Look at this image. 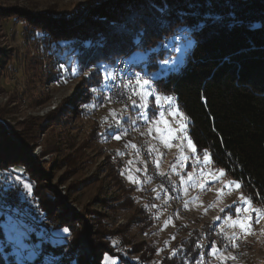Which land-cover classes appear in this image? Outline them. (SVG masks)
I'll return each instance as SVG.
<instances>
[{
	"label": "rangeland",
	"instance_id": "374dc122",
	"mask_svg": "<svg viewBox=\"0 0 264 264\" xmlns=\"http://www.w3.org/2000/svg\"><path fill=\"white\" fill-rule=\"evenodd\" d=\"M89 1L96 0H0V10L21 8L36 14L51 11L60 16L72 13ZM176 35L177 32L161 43L160 49L167 51L165 57L175 58L177 55L163 47ZM0 52L3 59L0 62V143L4 130L24 152L25 159L30 163L27 167L42 175V179H32L25 164L1 171L23 169V173L29 177L31 188L35 184L38 188L44 186L45 193L60 202L64 213L83 219L71 224L73 237L64 236L63 230H55L70 241L65 245L71 255L61 257L53 264H72L73 260L76 264H94L90 239L79 234L75 237L82 229L103 230L104 234H109L103 241L108 242L111 255L118 259L119 264H159L164 256L172 254L175 243L188 231L195 230L200 243V231L207 234L210 221L216 223L217 229L228 240L251 249L249 256L239 264H264V208L251 202V207L258 209L259 213L241 211L237 217L235 209L246 207L241 197L249 199L241 188L235 187L237 181L225 174L219 177L221 169L212 167L210 157V163H205L203 156L192 152L188 146V121L187 132L182 133L183 138L186 135L187 139L184 138V143L179 141L173 144L176 138H168L165 124L159 122L160 114L163 113L167 126L175 131L176 137V128H179V122L185 116L174 117L162 109L165 96L155 89L153 80L150 83L154 94L147 98L146 108L143 109L149 122L145 124L144 116H136L135 124L130 127L127 120L121 121L120 115L124 112L121 105H101L100 96L95 94L92 87H85L76 75L70 81L62 77L56 79L61 72L49 63L50 49L43 46L26 21L0 15ZM162 63L159 62L157 72L162 71ZM3 66L6 67L4 70ZM145 67V64L136 65V71L143 75ZM90 73L87 70L84 76L88 77ZM156 95L162 98L160 104L155 101ZM86 96L90 99L88 104L77 107V101ZM149 109L152 110L150 113ZM35 119L37 122H34V126L31 123ZM111 127L116 133L111 134ZM30 129H33L34 138H31ZM16 134L17 137L14 136ZM116 134L121 136L119 140L115 139ZM21 138L28 141L22 143ZM139 142L149 155L157 175L170 177L179 201L187 205L186 208L181 203L192 218L186 217L183 221L188 220L183 224L153 207L144 191L148 173ZM189 152L197 158L200 165L198 171ZM189 173L192 180L188 179ZM213 174L219 179H214ZM129 176L133 180H129ZM201 184L204 186L201 187ZM18 188L15 193L17 197ZM0 196L5 204L14 207L12 203H7L8 197L3 192ZM30 197L38 202L32 192ZM97 215L103 218L98 220ZM229 216L232 220H228ZM245 217H249L246 220L247 231L233 223ZM31 235L26 242L34 241L32 244H36V235ZM103 241L100 243L103 244ZM137 249L141 251L132 254ZM200 250L201 247L199 255ZM209 252L206 261L200 260L199 264H220L218 259L221 255L217 252L218 255L211 256ZM44 256L36 260L40 259L43 264ZM221 258V263L226 264Z\"/></svg>",
	"mask_w": 264,
	"mask_h": 264
},
{
	"label": "trees",
	"instance_id": "16d2710c",
	"mask_svg": "<svg viewBox=\"0 0 264 264\" xmlns=\"http://www.w3.org/2000/svg\"><path fill=\"white\" fill-rule=\"evenodd\" d=\"M165 7L167 12L163 18L169 21L170 27L162 28L157 23L160 17L157 8ZM181 11L198 12L201 16L210 12L224 19L195 34L197 45L186 58V66L179 74L169 73L152 83L164 96L176 98L180 113L187 117L188 137L196 148L195 153L203 156L207 151L212 167L223 169L226 177L240 184L252 204L264 208V0H96L60 16L51 11L36 14L21 8L0 10V15L24 20L37 33L43 46L50 49L49 63L61 72L56 79L72 80L75 76L71 74V69L79 65L76 77L85 87H92L101 99L102 89L108 81L104 79L98 62L110 64L113 69L117 57L126 59L136 50L145 52L161 45L176 33V28L182 26L177 23V13ZM229 14H234V21L229 19ZM133 16L136 22L128 23L123 32H117L112 27L114 22L116 25L125 24ZM199 18L188 16L184 19L192 25ZM229 24L233 26L229 27ZM141 29L145 33L142 42L134 45L133 39ZM101 36L105 38L104 47L99 48L96 45ZM88 41L93 42L91 48L84 47ZM165 55V49L151 53L145 67L148 74L160 69L159 62L164 61ZM1 57L0 52V62L3 61ZM134 68L137 70L136 66ZM87 70L91 73L85 77ZM89 101V96H86L79 99L76 106ZM35 121L37 119L31 123L34 126ZM112 129L111 134L116 133ZM30 130L31 138H34L33 129ZM2 136L0 170H9L21 164L28 168L30 163L21 148L10 140L4 130ZM14 136L17 137V134ZM19 140L25 143L26 139ZM28 171L32 179H42V175L34 169L28 168ZM43 187L38 188L35 184L31 192L51 222L53 231L67 228L68 233L64 236L73 237L71 224L83 219L64 213L60 202L45 193L46 188ZM97 216L98 220L103 218ZM78 234L90 239L94 264H101L105 254L111 255L108 242L103 241L109 234H104L103 230L82 229L75 237ZM3 239V231L0 230V240ZM35 241L42 246L41 255H71L65 243L53 245L37 235ZM197 243V232L188 231L172 248V252L177 251L179 255L175 259L172 254L164 256L159 264H195L200 256V248L195 247ZM6 251L9 249L6 248ZM140 251L134 250L132 254ZM209 254L214 256L217 253L212 254L210 250ZM218 262L222 264L220 258ZM0 264H5L3 257H0ZM32 264L42 262L39 259Z\"/></svg>",
	"mask_w": 264,
	"mask_h": 264
},
{
	"label": "snow or ice",
	"instance_id": "6c2138e0",
	"mask_svg": "<svg viewBox=\"0 0 264 264\" xmlns=\"http://www.w3.org/2000/svg\"><path fill=\"white\" fill-rule=\"evenodd\" d=\"M157 12L160 13V17L157 19V23L162 28L170 27L169 21L167 19H164L167 12V8H157ZM177 16L179 17V20L177 23L182 25L181 27L176 28L177 35L172 38L171 41H168L166 44L163 45L166 49H171L173 52L177 53L175 58H169L165 57L163 63H162V71L155 72L149 75L146 71L141 74L140 71H132V67L139 65V64H147L149 62V58L152 52H157L160 49V45H157L155 48L145 51V52H135L131 58L129 59H120L116 58V65H123V69L116 67L114 69L115 72L121 73L122 77L127 81L124 84L125 88H129L132 95L139 96L141 103H137L135 100H133L132 108L134 109H145L146 108V100L148 97L153 96L154 89L151 86L150 81L152 80H158L161 75L167 76L169 73H176L179 74L181 70L186 66V58L189 56L190 52L196 47L197 40L194 38L196 33H199L203 31L204 28L208 27L210 24L214 25L217 23H220L223 21L224 17L213 14V13H204L202 16L198 12H178ZM192 16V17H200L196 23L192 25H188L185 21V17ZM229 19L235 20L234 14H229ZM136 17H130L129 21L125 24L116 25L115 22L113 23L112 27L117 30V32H123L127 29L128 23H135ZM232 24H229V27H232ZM144 30H139L134 39L133 44L134 45H140L142 42V37L144 36ZM104 37L101 36L100 41L97 42V47L102 48L104 47ZM182 41V42H181ZM93 42L88 41L85 42L84 47L85 48H91ZM68 53L65 52V56H67ZM99 67L103 70L105 73L104 79L106 81L111 80L113 81L111 87L105 86L102 91L111 92L113 89L118 88L119 86L114 83L115 80L119 79L117 75L114 74L113 71H109V69L112 67V65L98 62ZM61 68L64 67L63 64L60 65ZM67 71V69H65ZM80 66L77 65L76 67H73L71 69V74L73 76L79 74ZM133 82H135V87H132ZM111 99V97L105 96L103 100L100 101L101 105L104 102H107ZM161 97L159 95L155 96V101L157 104H160ZM164 100L168 101L170 104L174 100V97L172 96H165L163 97ZM169 114L173 115L174 117L183 116L182 113H179L172 109L170 107ZM115 116L116 114L113 113ZM149 122V119L147 115H144V123L147 124ZM160 123L165 124L166 128V134L169 139L176 138L175 131L167 126V121L164 120L163 113L160 114ZM157 131L159 132L160 129L157 128ZM179 131L181 133L187 132V117L183 118L182 122H179ZM121 136L119 134L115 135V139L119 140ZM185 139H187V136H184ZM167 143V141H166ZM188 146L192 149V152H196V148L193 147L191 140H188ZM203 159L205 163H210L209 161V153L205 151L203 153ZM12 173L14 174V178L16 181V184L13 185V187L19 186L20 191L18 192L19 200L21 203L27 202L29 205H31V200L26 201V197L31 195V184L24 182L22 179L23 175V169H12ZM224 170L221 169L219 171V177L224 176ZM203 175V174H202ZM219 177L215 176L213 174L214 179H219ZM129 180H133V177L129 176ZM188 179L192 180V174H188ZM135 182V181H134ZM183 182V181H182ZM235 183V182H233ZM201 187L204 185L201 184ZM236 188H240L239 183H235ZM241 200H243V203L246 205L243 209L236 208L235 213L237 217H239L241 211L246 213H251L253 211H256L259 213L258 209H253L251 207V201L245 200L243 197H241ZM155 207V205H153ZM0 217L3 219L0 220V230L3 231L4 239L0 240V257H3V260L5 261V264H32L38 257L41 256L42 252V246L40 243L32 244L28 243L26 241L29 240L30 236L29 234L32 232H36V229L29 223L25 222L24 217H27L30 220L35 221L36 223H39L40 221L44 220V217L40 215L39 213H36L33 215L30 208H25L23 211L19 207H13L11 205L5 204L3 201H0ZM38 217V219H37ZM249 217H245L243 219H237L233 221V223L238 224L239 227L242 230L247 231V224L246 220ZM228 220H232V217L229 216ZM47 230L41 229L39 232H37V236L46 242H50L53 245H62L65 243L64 236L59 231H52L49 236H46ZM64 233H68V229L65 228L63 230ZM115 247V244H113ZM197 249L201 247L199 243L195 245ZM6 248H10V251H6ZM212 254L217 253V249L215 246L211 249ZM179 253L177 251L172 252V258L175 259ZM203 255L199 256V259L196 261V264H199L200 260H203ZM61 259V257H54L51 254L44 256L43 258V264H53V261H58ZM72 264H76V261L73 260ZM103 264H119V261L117 258L112 257L108 254H105L103 257ZM182 264H186V262H182Z\"/></svg>",
	"mask_w": 264,
	"mask_h": 264
},
{
	"label": "bare ground",
	"instance_id": "6f19581e",
	"mask_svg": "<svg viewBox=\"0 0 264 264\" xmlns=\"http://www.w3.org/2000/svg\"><path fill=\"white\" fill-rule=\"evenodd\" d=\"M116 67L123 69L124 66L115 64V66L113 67L112 71L114 72V74L117 75L118 77H120L119 79L114 81V83L119 86L116 89L119 92H126L128 90V98H125V101H120V99H117L116 97H114L112 95L114 93V89H113L111 92L103 91V93L101 95V100H103L105 96H108V97H111V99L107 102H104L106 105H111V104L121 105L124 109V112L120 115L121 121H122V119H125L128 121L129 126L133 127V125L135 124V121H136V116H137V118H139V117L141 118L145 114L143 109L141 110V109L132 108L133 100H135L137 103H141L142 101H140L139 96L132 95L129 88L124 87V84L127 81L122 77L121 73L114 71V69ZM132 71L136 72V69L134 67H132ZM112 83H113V81L108 80L107 86L111 87ZM132 87H135V82H133ZM172 102H173V104L172 103L170 104L166 100H164V103L162 105L163 106L162 109H164L167 114H169L170 107L174 110L176 109L175 111L179 112V105H178L175 97H174V100ZM126 122H124V123H126ZM176 131L178 132V136L173 141V144H178L179 141L180 142L182 141L184 143L185 140L183 138L182 133L179 131V128H176ZM139 146L142 149V156H143L142 158H143V161H145V163L147 165V173H148V177L146 178L147 186H146L144 191L147 193L148 197L152 201V204L155 205V207L158 211L168 215V217H170L173 221L175 219L176 221L182 222V224H183L184 222H186L188 220L187 219V220L183 221V219H185L186 217H190L192 215H190V213L183 207V205L179 201L177 192H176L175 187H174L173 180L170 177H168L167 175L161 176V177L158 176L156 168L154 167L151 159L149 158V155L144 150L143 145L140 143ZM189 156H190V158L192 157L191 161L193 162L195 169L198 171L200 169V165L198 164V162L196 160L197 158L193 157L190 152H189ZM4 175H6V177H14V174L12 173V171H4ZM26 178H29V177L26 176ZM2 181H3V174L0 173V182H1L0 193L3 192L4 195L6 197H8L9 196V188H7L6 184L2 183ZM14 184H16V181H10V188H12V190H14L15 193L17 194L16 189L19 186L13 187ZM18 190L20 191V187L18 188ZM26 199L33 200L34 209H37V211H39L40 215H42L44 217V220L40 221L39 223H36L35 221L30 220L27 217H24L25 222L31 224L36 229V232H32L31 234L37 235L36 233L41 230L38 227H42V224H46V223L51 224V223L48 220V218L45 216L40 204L33 197L28 196V197H26ZM3 200H4V198H2L0 196V201H3ZM14 207H19L21 209V211L24 210L22 206H14ZM190 218H192V217H190ZM209 227H210V229H209V232L207 233L209 235V237L207 236L206 233L203 234L200 231V233H201V235H200L201 236V242L199 243V244H201L200 255H203L204 260L206 259V256L208 255L209 250L213 246L216 247L217 252L221 255L222 258L221 257L220 258L222 259V262H225L226 264H228V263H233V264L242 263L244 258L246 256H249V252L251 249L248 247H245L242 243H237V242H233V241L228 240L217 229L216 223L214 221L209 222ZM45 235L49 236L48 233H45ZM64 239H65V242L67 244H69L70 241L68 242V238H64ZM30 240H32V238Z\"/></svg>",
	"mask_w": 264,
	"mask_h": 264
},
{
	"label": "built area",
	"instance_id": "2783aa9c",
	"mask_svg": "<svg viewBox=\"0 0 264 264\" xmlns=\"http://www.w3.org/2000/svg\"><path fill=\"white\" fill-rule=\"evenodd\" d=\"M112 95L114 97H116L117 99H120V101H125V98H128V90L126 92H119L115 88L114 93ZM0 173L3 174L2 183H5L6 187L9 188V196L7 198V203H12L14 206H22L23 209L30 208L33 215H35L36 213H39V211H37V209H34L33 200H31V205H29L27 202L21 203L19 200V197L15 196V191L12 190V188H10V181H15V178L14 177H6V175H4V171H0ZM22 179L24 180V182H27V183L30 182L29 179H27L24 174L22 175ZM27 200L28 199H26V201ZM37 219H38V217H37ZM38 228L47 230L46 233H48V235H50V233L53 231L52 224H48V223L42 224V227H38Z\"/></svg>",
	"mask_w": 264,
	"mask_h": 264
},
{
	"label": "crops",
	"instance_id": "0c3cea01",
	"mask_svg": "<svg viewBox=\"0 0 264 264\" xmlns=\"http://www.w3.org/2000/svg\"><path fill=\"white\" fill-rule=\"evenodd\" d=\"M167 174V173H166ZM169 175V174H168ZM180 195H181V192L179 193V198L181 199V197H180ZM182 204H183V202H181ZM184 205V204H183ZM185 206V205H184ZM186 208H187V205L185 206ZM225 234V233H224ZM227 236V235H226Z\"/></svg>",
	"mask_w": 264,
	"mask_h": 264
}]
</instances>
